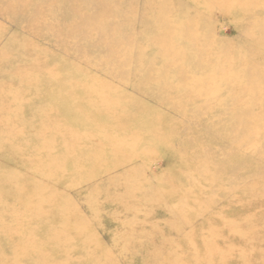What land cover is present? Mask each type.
Instances as JSON below:
<instances>
[{
    "label": "rangeland",
    "instance_id": "obj_1",
    "mask_svg": "<svg viewBox=\"0 0 264 264\" xmlns=\"http://www.w3.org/2000/svg\"><path fill=\"white\" fill-rule=\"evenodd\" d=\"M0 264H264V0H0Z\"/></svg>",
    "mask_w": 264,
    "mask_h": 264
},
{
    "label": "bare ground",
    "instance_id": "obj_2",
    "mask_svg": "<svg viewBox=\"0 0 264 264\" xmlns=\"http://www.w3.org/2000/svg\"><path fill=\"white\" fill-rule=\"evenodd\" d=\"M217 1H218V0H217ZM244 4H245V3H244ZM257 5H258V4H257ZM250 6H252V5H250ZM248 7H249V4H248ZM244 16H245V15H244ZM245 17H246V16H245ZM248 18H249V17H248ZM245 19H246V18H245ZM245 19H244V20H245ZM245 21H246V20H245ZM238 24H239V23H238ZM111 102H112V101H111Z\"/></svg>",
    "mask_w": 264,
    "mask_h": 264
}]
</instances>
